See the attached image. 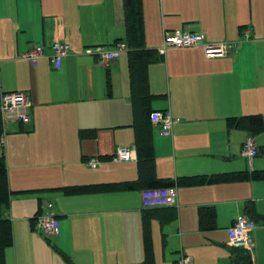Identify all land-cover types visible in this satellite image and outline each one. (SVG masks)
Wrapping results in <instances>:
<instances>
[{"label": "crops", "instance_id": "crops-1", "mask_svg": "<svg viewBox=\"0 0 264 264\" xmlns=\"http://www.w3.org/2000/svg\"><path fill=\"white\" fill-rule=\"evenodd\" d=\"M181 1L174 6L172 0H143L148 48L158 50L165 32L176 28L204 32L210 42L236 45L228 55L215 57L206 56L201 45L168 47L163 58L150 65V89L156 95L151 107L154 111L170 109L176 119L170 136L160 132V124L152 123L156 173L177 179L264 169V131L256 136L259 154L250 168L241 153L249 132L228 130L226 122L229 116L264 117V0L261 22L254 0ZM111 2L100 1L94 13L90 9L86 16L78 14L80 7L67 8L66 18L52 11L50 16L60 24L54 21L49 27L47 10L42 8V18L24 29L32 28L34 33H27L23 46L10 40L9 49L5 46L3 51L6 41L0 38V90H24L33 103L30 124H6L12 192L4 214L11 218L13 230V245L6 249L7 264H70L68 256L74 264H142L145 259L142 188L87 194L51 189L139 177L137 160L112 159L119 146L134 147L138 157L128 50L105 64L83 53L86 46L93 45L112 49L125 36L123 0ZM38 26L43 41H30L37 38ZM251 26L246 38L245 30ZM54 41L71 48L60 69L50 60L49 46ZM35 44L47 48L45 73H36L35 85L9 84L8 77L15 71L8 73V68L15 70V62L23 60L20 51ZM44 75L47 99L41 89ZM107 75L111 96L106 94ZM83 128H97L96 137L81 140L78 132ZM90 157L101 158L100 166H88ZM177 195V206L161 207L164 210L159 214L173 210L175 219L163 222L155 216L150 222L155 264H180L183 255L191 257L190 264H231L233 245L228 229L240 213L246 214L248 201L264 214V181L177 186ZM46 201L53 202L60 221L58 236L50 239L34 222ZM201 206L216 208L215 230H199ZM251 233L254 264H264V224L256 222Z\"/></svg>", "mask_w": 264, "mask_h": 264}, {"label": "trees", "instance_id": "trees-1", "mask_svg": "<svg viewBox=\"0 0 264 264\" xmlns=\"http://www.w3.org/2000/svg\"><path fill=\"white\" fill-rule=\"evenodd\" d=\"M123 12L125 36L118 39L116 43L125 42L128 46L130 100L135 115L132 126L136 132L135 147L138 152L137 166L139 177L136 180L68 185L51 189L63 191L66 194H87L143 189L147 187H169L175 185L195 186L243 181H264V169H246L208 175H190L178 177L177 179L161 178L157 175L153 145V127L151 122V113L154 111L151 107V102L156 95H154L150 89L149 67L152 63L161 60L163 55H161L157 49L148 48L146 46L143 0H123ZM116 43L114 45H116ZM106 94L107 96L112 95V84L109 75H107L106 78ZM166 110L171 112L170 109L162 111ZM226 122L228 130L244 129L248 131L249 134L255 136H258L264 131V117L262 114L229 116L226 118ZM4 126H6V123L3 122L0 111V135L4 132ZM97 132V128H83L79 130L78 135L79 138L83 140L95 138ZM261 152H263V150ZM11 192L8 180L6 152L3 149L0 152V264H7L6 249L13 245L12 220L9 216L4 214L5 209L10 205ZM162 210L164 209L149 208L145 209L143 214L142 223L145 259L142 264H155L154 242L150 226L151 219L158 216L163 222H171L176 217L173 210H165L166 213L168 212L167 215H159ZM40 211L41 209L37 214H39ZM245 213L256 222L264 224V214L257 211L254 202H246ZM37 214L34 217V222ZM198 225L200 231L215 230L217 228V211L214 206L199 207ZM164 243H167L166 238H164ZM65 258L70 264H74L69 256ZM231 264H254L252 253L250 250L243 247H232Z\"/></svg>", "mask_w": 264, "mask_h": 264}, {"label": "built area", "instance_id": "built-area-1", "mask_svg": "<svg viewBox=\"0 0 264 264\" xmlns=\"http://www.w3.org/2000/svg\"><path fill=\"white\" fill-rule=\"evenodd\" d=\"M245 36L249 37V29L245 31ZM190 45H201L206 56H225L230 53L231 49L236 45L235 42H210L204 32H196L177 28L165 33L164 44L160 47V53H165L168 47L178 48ZM218 48V53L213 50ZM127 49L124 42H119L113 49L97 45L85 48L84 52L90 55H96L101 63H108L119 56V53ZM51 61L54 66L59 68L63 59L69 54L70 46L59 41L51 45ZM213 51V52H212ZM45 50L42 46L32 47L25 56L36 61L44 56ZM31 101L24 91H8L2 92L0 96V111L3 122L14 121L21 123H29L31 121ZM151 122L160 124V132L164 136L172 135V128L175 122L169 110H156L151 113ZM4 143V136L0 137V146ZM259 154V144L256 136L249 134L242 148V155L246 158L250 166H253L255 157ZM136 158L134 148L120 146L117 148L114 159L116 161H132ZM100 164L97 158L88 160V165L96 167ZM142 206L144 208L155 207H176L178 204L177 186L169 187H147L141 189ZM35 226L46 236H58L60 232V221L58 214L51 201H46L42 205V209L37 214ZM256 226L255 222L244 214H239L234 224L230 228L231 243L233 246L242 247L250 245L251 231ZM241 243L242 245H239ZM181 264H189L191 258L184 255L180 259Z\"/></svg>", "mask_w": 264, "mask_h": 264}, {"label": "rangeland", "instance_id": "rangeland-1", "mask_svg": "<svg viewBox=\"0 0 264 264\" xmlns=\"http://www.w3.org/2000/svg\"><path fill=\"white\" fill-rule=\"evenodd\" d=\"M100 1L102 0H66L65 2L63 0H0V38L2 37L6 41L5 44L2 46L3 51L5 46L8 47L9 49L8 44H10V40H14L15 42L23 46V39L27 37V33L28 34L34 33V30L32 28H29V30L27 31H24V29L30 24H34L35 22H38L39 19L42 18L39 9L46 8L47 10L46 23H47V27H49L52 23H54V21L57 24H60V21L50 16V13L52 11H56L58 14L62 15L61 16L62 18L64 17L66 18L68 14V9H71L72 7H76V9H78V7H80V9H78L79 10L78 14L82 16H86L89 13L90 9H92L91 14L94 13L96 9L95 5ZM250 1L251 0H248V2ZM254 1H256L257 17L261 22L263 19V0H254ZM107 2L110 4L112 3L111 0H104V3ZM172 3L174 4V6H180L182 4V1L172 0ZM14 23H20V25L17 28L13 29L12 26ZM55 28L56 25L52 26V29ZM40 29L41 26H38L36 29L37 38L30 39V41H34V42L43 41V36L39 33ZM51 37L52 36H50L49 38L45 37L46 41L47 39L50 40ZM217 49L218 48H213V50H216L215 52L218 53ZM25 52L26 50L20 51L21 53L20 57L23 58V60L15 62L16 68H13L15 70H12V68H8L7 70L8 73H12V71H15L13 75L8 77L9 84L35 85L36 73L38 76L45 73L44 68H45V62H47L46 57L41 56L36 61H33L31 58L24 57L23 54ZM211 57H215V56H211ZM63 62L61 63L60 68L62 67ZM41 89L44 98L47 99V75H44L42 78ZM230 228L228 229V232L230 238L232 239ZM250 241H251L250 245L242 246V247L247 250H251L252 238H250ZM239 245L242 244L239 243Z\"/></svg>", "mask_w": 264, "mask_h": 264}]
</instances>
